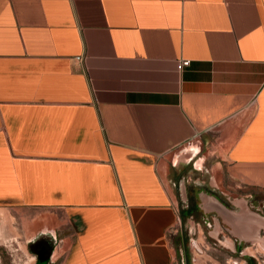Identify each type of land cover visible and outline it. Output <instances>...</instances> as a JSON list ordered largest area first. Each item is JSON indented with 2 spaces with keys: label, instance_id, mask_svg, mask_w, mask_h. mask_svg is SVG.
I'll use <instances>...</instances> for the list:
<instances>
[{
  "label": "crops",
  "instance_id": "0c3cea01",
  "mask_svg": "<svg viewBox=\"0 0 264 264\" xmlns=\"http://www.w3.org/2000/svg\"><path fill=\"white\" fill-rule=\"evenodd\" d=\"M203 170L240 194L200 210L264 250V0H0V207L33 264H174Z\"/></svg>",
  "mask_w": 264,
  "mask_h": 264
},
{
  "label": "rangeland",
  "instance_id": "374dc122",
  "mask_svg": "<svg viewBox=\"0 0 264 264\" xmlns=\"http://www.w3.org/2000/svg\"><path fill=\"white\" fill-rule=\"evenodd\" d=\"M202 174L203 175H190V177L184 184V188L179 186H176L177 189L175 188L177 200L179 203L181 222L183 224V227L181 228V236L184 240V244L188 248L187 251L189 264H234L235 261L238 262L241 258L234 253L232 256H230V250L220 245L219 243H217V245L213 244L212 242L214 239L212 238V236H208L206 232L210 228H207L206 226L202 228L197 226L195 231V228L192 229L190 227L187 219H201L200 213L195 211L193 218L183 216L182 214L183 206L187 203L186 194L189 188H203V190H201L202 192L204 191L209 195L211 194L215 196L223 204L228 203L231 206H229V208L231 209L235 208L232 202L234 201V196L236 197L240 194L239 191L231 190V188L226 187L223 184V175L219 180L217 176L209 175V173L205 170H203ZM216 180H219L218 185ZM225 192H227L228 194H225ZM240 198L241 196L237 199ZM249 199V202L246 201L247 204H251L253 206L259 205V193H252ZM195 201L197 202L198 200ZM235 210H237V208H235ZM17 211L18 210L14 207H0V264H27L30 258H32L31 264H33L34 262L33 257L29 254L27 248L22 242L21 236H19L16 232ZM5 212L7 213L6 215H4ZM211 216L215 221L219 220L222 223V217H219L216 212H212ZM185 224L186 226H184ZM226 238V241H224L223 239H221L220 241H222L224 245H227V247L229 246L231 249H233L234 240H232L231 237L226 236ZM179 241L180 238L177 239L176 237L174 241V264H181L180 252H182V246ZM254 249L255 250L249 248L251 253L257 256V260L259 263V256L261 254L264 255V250L257 245H254ZM24 254L26 255V257L23 258Z\"/></svg>",
  "mask_w": 264,
  "mask_h": 264
},
{
  "label": "flooded vegetation",
  "instance_id": "af4514ba",
  "mask_svg": "<svg viewBox=\"0 0 264 264\" xmlns=\"http://www.w3.org/2000/svg\"><path fill=\"white\" fill-rule=\"evenodd\" d=\"M201 190H203V188H192V189H188L187 192V203L183 206L182 209V214L183 216H188V217H192L196 212L200 213L201 219H194V225H195V231H196V227H204L206 226L207 228H210L209 230H207V234L208 236H210V231L213 228V222L214 219L211 216V214H205L203 213L202 210H200V208L198 207V201L196 202L195 200H198V194L201 192ZM208 191V190H206ZM211 193V192H210ZM195 198V199H194ZM225 203V202H224ZM227 206H230L228 203H225ZM231 207V206H230ZM219 233H218V238L221 239H227V237H231L232 240H234V245H233V249H231L229 246L227 247V245H224L223 243H221V241L214 239L213 237V244L217 245V243H219L220 245L224 246L225 248H227L229 251V255L232 256L233 253L236 255H238V257H240L241 259L237 262L235 261L234 264H259L258 263V258L256 255L252 254L251 251L249 250V248L254 249V243H251L249 241H243L240 240L239 238H237L236 236H232L231 235V231L230 229H228L224 224H222L219 221ZM231 240V241H232ZM187 247L184 244V240H182V252H180L182 258H184L187 262L188 260V251H187ZM28 250L31 252H37L40 251L41 254H47L48 250H49V246L47 243H43V244H38L37 242L35 243H31L28 245ZM40 254V255H41ZM32 259V258H31ZM229 263V262H227Z\"/></svg>",
  "mask_w": 264,
  "mask_h": 264
},
{
  "label": "built area",
  "instance_id": "2783aa9c",
  "mask_svg": "<svg viewBox=\"0 0 264 264\" xmlns=\"http://www.w3.org/2000/svg\"><path fill=\"white\" fill-rule=\"evenodd\" d=\"M75 59H77V60H79V57L77 56ZM189 60H182L180 63H179V69L181 70V69H183V68H185L186 66H188L189 65ZM259 264H264V255L263 254H261L260 256H259Z\"/></svg>",
  "mask_w": 264,
  "mask_h": 264
},
{
  "label": "water",
  "instance_id": "95a60500",
  "mask_svg": "<svg viewBox=\"0 0 264 264\" xmlns=\"http://www.w3.org/2000/svg\"><path fill=\"white\" fill-rule=\"evenodd\" d=\"M212 198H213V200H212V201H214V202H216V203H217V207L223 210L224 208H223V206H221V204H220L219 200H218V199H216V198H214L213 196H212ZM217 210H218V212H220V210H219V209H217Z\"/></svg>",
  "mask_w": 264,
  "mask_h": 264
},
{
  "label": "bare ground",
  "instance_id": "6f19581e",
  "mask_svg": "<svg viewBox=\"0 0 264 264\" xmlns=\"http://www.w3.org/2000/svg\"><path fill=\"white\" fill-rule=\"evenodd\" d=\"M6 214H7V213L5 212L4 215H6ZM31 260H32V259L30 258L27 264H31V262H32Z\"/></svg>",
  "mask_w": 264,
  "mask_h": 264
}]
</instances>
